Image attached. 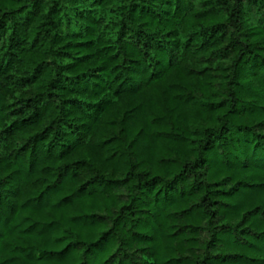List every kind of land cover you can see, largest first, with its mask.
Listing matches in <instances>:
<instances>
[{
	"label": "trees",
	"instance_id": "16d2710c",
	"mask_svg": "<svg viewBox=\"0 0 264 264\" xmlns=\"http://www.w3.org/2000/svg\"><path fill=\"white\" fill-rule=\"evenodd\" d=\"M0 264H264V0H0Z\"/></svg>",
	"mask_w": 264,
	"mask_h": 264
}]
</instances>
